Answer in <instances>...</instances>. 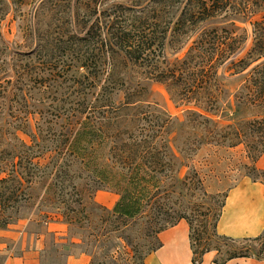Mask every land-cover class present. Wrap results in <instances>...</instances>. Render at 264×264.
Masks as SVG:
<instances>
[{
	"label": "trees",
	"instance_id": "1",
	"mask_svg": "<svg viewBox=\"0 0 264 264\" xmlns=\"http://www.w3.org/2000/svg\"><path fill=\"white\" fill-rule=\"evenodd\" d=\"M10 1L0 0V21ZM74 8L73 20L83 35L70 37L87 43L89 54L103 59L104 70L69 78L74 103L68 114L57 116L68 121L61 137L49 135L50 127L43 133L34 124L30 130V115L40 110L28 104L26 94L17 97L23 115L17 123L0 124V228H7L32 198L35 184L45 187V200L51 202L49 191L63 192L67 186L68 164L79 163L96 191L107 187L118 195L109 213L121 225L152 213L157 239L153 251L161 244L157 233L181 219L168 220L160 200L180 180L173 146L188 160L203 144L243 145L250 169L258 173L250 178L264 183V169L255 165L264 153V60L255 63L264 58L263 21H254L252 47L232 59L244 42L236 34V20L264 9V0H74ZM167 49L177 54L172 61ZM227 61L233 69L230 76H243L231 99L218 70ZM119 65L142 70H117ZM133 72L139 76L134 78ZM150 82L163 84L179 101L193 104L183 124L195 130L192 138L188 135L175 144L177 138L169 135L171 116L148 101ZM189 238L192 262L199 264L211 249L197 250L191 232ZM245 239L263 243L264 231ZM235 256L248 255L227 259ZM4 260L0 257V264Z\"/></svg>",
	"mask_w": 264,
	"mask_h": 264
},
{
	"label": "rangeland",
	"instance_id": "2",
	"mask_svg": "<svg viewBox=\"0 0 264 264\" xmlns=\"http://www.w3.org/2000/svg\"><path fill=\"white\" fill-rule=\"evenodd\" d=\"M74 11V0L10 1L7 14L0 21V124L18 122L23 103L16 100L26 94L28 104L32 102L40 110L30 115L29 129L34 130L35 124L45 133L50 127L49 135L53 132L55 137H61L68 121L57 116L68 114L74 103V85L69 78L79 77L86 70H104L103 59L90 55L87 43L70 37L83 35L79 32L81 26L73 20ZM254 21L264 22V9L251 18L236 20V34L243 36L244 42L232 59L244 56L252 47ZM167 56L172 61L177 54L167 49ZM84 62L91 66L82 65ZM119 66L117 70H142ZM218 70L231 99L243 76H230L233 69L229 61ZM132 75L139 76L137 72ZM30 77L34 79L29 81ZM148 86V101L172 118L169 135L177 138L175 144L191 137L195 130L183 124L187 109L193 104L179 101L163 84L150 82ZM19 135L28 139L20 132ZM173 151L180 180L160 199L163 215L170 221L181 215L179 221L187 222L195 248L215 250L217 261L239 254L259 255L262 239L231 240L216 232L227 191L243 178L258 175L250 169L244 146L203 144L188 160L174 146ZM186 162L192 164L193 170L182 164ZM186 174L188 177L183 178ZM66 184L63 192L59 188L49 191L51 202L45 200V187L35 184L30 189L32 198L7 227L13 231L24 228L29 234L39 235L42 247L33 264H67L69 256L78 254L86 258L85 264H144V257L157 246L152 213L121 225L109 213L118 195L107 187L96 191V185L79 163L68 164ZM53 191L58 194L53 196ZM53 226L57 229L52 230ZM17 248L12 241L0 237V257L6 260L9 251L18 254Z\"/></svg>",
	"mask_w": 264,
	"mask_h": 264
},
{
	"label": "crops",
	"instance_id": "3",
	"mask_svg": "<svg viewBox=\"0 0 264 264\" xmlns=\"http://www.w3.org/2000/svg\"><path fill=\"white\" fill-rule=\"evenodd\" d=\"M255 165L259 169H264V153L256 160ZM55 227L57 226L51 229H57ZM263 231L264 183L245 177L227 191L216 223V232L235 239H245L259 236ZM0 237L12 241L19 247L18 254L9 251L4 264H33L42 247L39 235L29 234L24 228L15 231L10 227L0 228ZM157 237L161 244L144 257V264H193L189 227L186 221L180 220L161 230L157 233ZM217 256L215 250H209L202 255L199 264H264V241L262 256H235L224 261H216ZM66 262L85 264L86 258L83 254H78L69 256Z\"/></svg>",
	"mask_w": 264,
	"mask_h": 264
}]
</instances>
